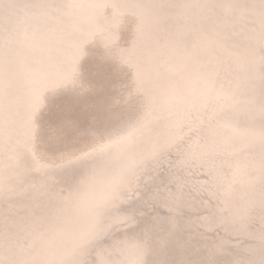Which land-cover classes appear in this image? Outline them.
<instances>
[{"label":"bare ground","instance_id":"6f19581e","mask_svg":"<svg viewBox=\"0 0 264 264\" xmlns=\"http://www.w3.org/2000/svg\"><path fill=\"white\" fill-rule=\"evenodd\" d=\"M55 97L88 122L42 126ZM62 128L86 149L51 162L37 144ZM150 186L171 221L153 229L133 219ZM190 228L219 235L175 245ZM171 245L264 264V0H0V264H167Z\"/></svg>","mask_w":264,"mask_h":264},{"label":"rangeland","instance_id":"374dc122","mask_svg":"<svg viewBox=\"0 0 264 264\" xmlns=\"http://www.w3.org/2000/svg\"><path fill=\"white\" fill-rule=\"evenodd\" d=\"M96 64L97 63H95V65ZM99 67L100 66H97V68L95 67L97 73L94 72V71L91 72L92 73L91 75H93V76L90 78V81L88 80V83L91 84L92 86L96 85L95 86L96 90H98V88L102 85L101 80L103 78L109 79V77H110V75H108L109 74L108 72H105L104 75L102 73H99ZM87 68L88 67L86 66V69ZM90 71H92V70H90ZM122 78L123 77H120L118 80L123 81L124 78L123 79ZM108 90L113 91L110 88H108ZM99 92L97 91V93H99ZM107 93H109V92H107ZM95 98H96V96H95ZM91 99H94V95L92 96V98H90V100ZM90 108L91 107L89 105H83V104L71 106V105H68L66 102H64L61 99V97H55V99L52 100L51 105L45 107L44 109L42 108L43 110L41 109V112H39L40 114L39 113L37 114V118H38V120H39V122L41 123L42 126H44V123H45V126H48V122H55V120H56V122H59V120H64V122H88V121L85 120V115L84 114L85 113L86 114H90ZM73 120H75V121H73ZM72 131H73V129L67 130V128L66 129L62 128L61 130L58 131L59 132V133H57L58 136H56L54 134L52 137H49L48 140H44V142L37 144V146H39L41 149L43 148V151H46V153L51 154V155H49L50 157L52 155L55 156V157L49 159V160H51V162H55L56 161L55 158L59 154L66 153V152L69 151V149H73L74 148L73 151H75V152H72L73 154L85 151L86 147L79 146V141L78 140L75 141V139L71 138ZM44 132L45 133L47 132L48 134L51 133L50 131H46V130H44ZM159 187H160L159 189H155V193H157L159 195L163 194L166 190H170L171 191L173 189V185H170V184H169V187L165 186L164 184L159 186ZM151 188H153V187L150 186L149 188L145 189V191H144V193L142 195H140L138 198L136 197V202H137L136 204H138V205H137V208H136L137 210H135V213H136V215H139L140 217L139 216H136V218L133 217V219L136 220L137 222L139 220L140 222L145 223L144 226H146L148 229H153L152 226H154V225L157 226V220L153 219L155 221L151 222V219H149L147 216H144V215H148L149 214L153 218L161 217V219L166 221L165 223L171 222L170 218L168 217V214H166L165 212H161V208L162 207H159V206L155 205V203H157V201H156L157 198H155V202H154L153 199H151L152 198V196L150 195L152 193L151 192ZM178 195H179V193L177 192L176 197H178ZM144 198H145V202H142V200ZM166 203L168 205L167 208H170L171 206L174 208V206H173V203H174L173 198H171V197L166 198ZM183 204L184 203L179 204V207H182ZM183 210L185 211L187 209L184 208ZM187 220H194L193 224H191V226H194L197 223L198 217H194V218L191 219L189 216H186L184 220L183 219H177L175 222H177V226H179V224H180V226H182V225L185 226L187 224ZM158 221L161 222L162 220L161 221L158 220ZM139 224L142 225L141 223H139ZM136 226H139V225H137V223H136L132 227L137 228ZM177 230H178V228H177ZM183 230H181L180 233L175 234L176 235L175 236L176 238L174 237L176 239L175 245L177 243L183 242L184 239H185V236L188 237V235H194L196 232H198V234H199L198 236H200V237H199V239H197L194 236V243L197 244L198 247H199V244L201 245V243H203V244H205L204 245L205 248H207L206 245H213L214 244L213 242L215 240L211 236L212 235H214V236L219 235L218 232L216 233V232L213 231L211 233V235L207 238V240L202 241L203 238L201 237L202 233H201L200 230H198V229L191 230V228L186 230V231H183ZM134 232H136V231H134ZM179 247L182 248V246H179ZM204 250H205L204 248H200L199 249V251L194 256L192 264H196L197 262L200 263V262L203 261V258H201V260H200L197 255H199L200 252H202ZM171 253L173 255H176L177 259L169 260L167 262V264H178V263L179 264H186V263L189 262L187 257L192 256V253H195V250L194 249H191V250L189 249V250H185L184 252H182L180 250L178 251L175 248L173 249V247L171 245V246H169V248L166 249V251H164V249H163V251L160 253V257L163 258L164 256H166L168 254H171ZM226 256H221L219 258V259H221V262H223V264H225ZM237 256L242 257L243 254L238 253Z\"/></svg>","mask_w":264,"mask_h":264}]
</instances>
